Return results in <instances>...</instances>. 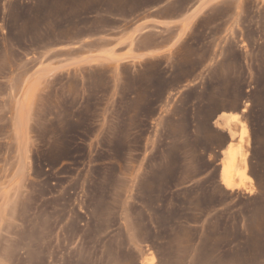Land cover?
<instances>
[{
  "label": "rangeland",
  "instance_id": "obj_1",
  "mask_svg": "<svg viewBox=\"0 0 264 264\" xmlns=\"http://www.w3.org/2000/svg\"><path fill=\"white\" fill-rule=\"evenodd\" d=\"M198 1L0 0V264H264V0L214 3L161 57L109 32ZM58 48L84 57L57 74ZM226 113L250 131L235 192Z\"/></svg>",
  "mask_w": 264,
  "mask_h": 264
},
{
  "label": "crops",
  "instance_id": "obj_2",
  "mask_svg": "<svg viewBox=\"0 0 264 264\" xmlns=\"http://www.w3.org/2000/svg\"><path fill=\"white\" fill-rule=\"evenodd\" d=\"M219 1L222 0H201V3L198 1L193 7L190 6L187 10L178 15L151 10L142 13L140 15L142 19L130 26H128L127 21L124 23L123 20H121L119 27L109 31L110 34H115V38H117L113 43L115 50H122L117 54L126 61L129 59V52H132L137 60L165 56L176 47V43L179 44L182 40L186 39V36L191 31L192 24L195 23L211 5ZM149 33L153 35L154 39L153 42L147 45L144 38ZM131 45H133V47L129 50ZM83 49L88 51L92 50L90 47H85ZM91 52L86 55H93L94 53ZM80 53H82V50H79V48H58L55 51V56H57V62L54 64L56 68L55 72L59 74L71 70L72 67L76 65V62L84 57V55H79ZM227 146L220 151L222 155Z\"/></svg>",
  "mask_w": 264,
  "mask_h": 264
},
{
  "label": "bare ground",
  "instance_id": "obj_3",
  "mask_svg": "<svg viewBox=\"0 0 264 264\" xmlns=\"http://www.w3.org/2000/svg\"><path fill=\"white\" fill-rule=\"evenodd\" d=\"M224 121L231 139L238 138L234 143H230L224 150L225 156L222 158V168L220 179L222 185L228 191H238L246 188L247 179L251 177L247 174L248 164L246 145H249L250 131L245 123H242L239 131L232 127L233 120L239 117L235 113H226L220 116ZM252 180V179H251ZM249 188V187H248ZM247 191V190H245Z\"/></svg>",
  "mask_w": 264,
  "mask_h": 264
}]
</instances>
